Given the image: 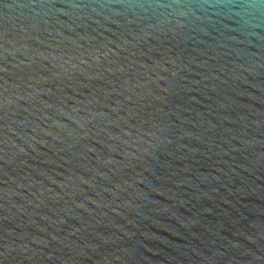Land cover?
Segmentation results:
<instances>
[{
	"label": "water",
	"instance_id": "water-1",
	"mask_svg": "<svg viewBox=\"0 0 264 264\" xmlns=\"http://www.w3.org/2000/svg\"><path fill=\"white\" fill-rule=\"evenodd\" d=\"M0 264H264V2L0 0Z\"/></svg>",
	"mask_w": 264,
	"mask_h": 264
},
{
	"label": "clouds",
	"instance_id": "clouds-1",
	"mask_svg": "<svg viewBox=\"0 0 264 264\" xmlns=\"http://www.w3.org/2000/svg\"><path fill=\"white\" fill-rule=\"evenodd\" d=\"M261 2H264V0H261Z\"/></svg>",
	"mask_w": 264,
	"mask_h": 264
}]
</instances>
